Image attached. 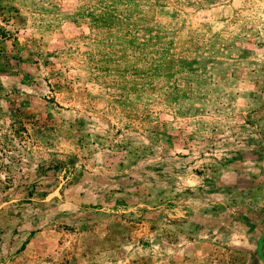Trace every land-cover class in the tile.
<instances>
[{"label":"rangeland","instance_id":"obj_1","mask_svg":"<svg viewBox=\"0 0 264 264\" xmlns=\"http://www.w3.org/2000/svg\"><path fill=\"white\" fill-rule=\"evenodd\" d=\"M0 264H264V0H0Z\"/></svg>","mask_w":264,"mask_h":264}]
</instances>
